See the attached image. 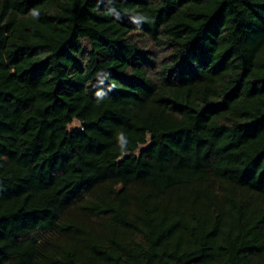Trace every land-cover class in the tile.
Listing matches in <instances>:
<instances>
[{
    "label": "trees",
    "instance_id": "trees-1",
    "mask_svg": "<svg viewBox=\"0 0 264 264\" xmlns=\"http://www.w3.org/2000/svg\"><path fill=\"white\" fill-rule=\"evenodd\" d=\"M0 264H264V0H0Z\"/></svg>",
    "mask_w": 264,
    "mask_h": 264
},
{
    "label": "rangeland",
    "instance_id": "rangeland-1",
    "mask_svg": "<svg viewBox=\"0 0 264 264\" xmlns=\"http://www.w3.org/2000/svg\"><path fill=\"white\" fill-rule=\"evenodd\" d=\"M80 125V124H79Z\"/></svg>",
    "mask_w": 264,
    "mask_h": 264
}]
</instances>
